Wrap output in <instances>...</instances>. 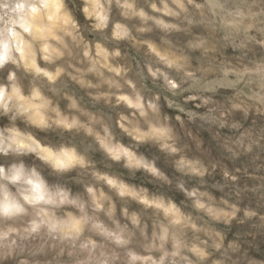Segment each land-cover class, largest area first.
Here are the masks:
<instances>
[{"label":"clouds","instance_id":"9594fccd","mask_svg":"<svg viewBox=\"0 0 264 264\" xmlns=\"http://www.w3.org/2000/svg\"><path fill=\"white\" fill-rule=\"evenodd\" d=\"M0 264H264V0H0Z\"/></svg>","mask_w":264,"mask_h":264}]
</instances>
